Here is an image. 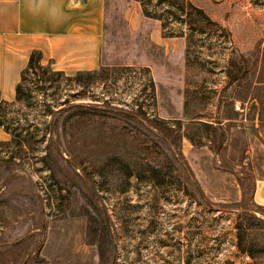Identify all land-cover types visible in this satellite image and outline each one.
<instances>
[{"label":"rangeland","instance_id":"obj_1","mask_svg":"<svg viewBox=\"0 0 264 264\" xmlns=\"http://www.w3.org/2000/svg\"><path fill=\"white\" fill-rule=\"evenodd\" d=\"M157 1L143 3L165 19L183 10L191 31L159 88L141 66L159 51L128 36L139 6L105 0L104 67L47 92L31 85L7 107L23 133L0 144V264H264V209L252 200L264 177V0L214 5L216 19L210 0ZM236 103L247 140L192 121L207 107L224 114L201 118L232 117Z\"/></svg>","mask_w":264,"mask_h":264},{"label":"crops","instance_id":"obj_2","mask_svg":"<svg viewBox=\"0 0 264 264\" xmlns=\"http://www.w3.org/2000/svg\"><path fill=\"white\" fill-rule=\"evenodd\" d=\"M130 1L139 8L138 12L135 9L136 19L133 16L129 19L130 16H127L129 40L134 46L136 43L141 46L144 42L145 49L149 45L159 51L160 58L145 56L147 60L141 65L151 71L159 88L161 76H171L172 69L176 68L172 57L179 55L183 58L185 42L191 31L175 22L169 24V27L176 24L173 28H163L161 20L147 17L143 13L140 2ZM185 2L200 8L197 0ZM233 2L235 1L210 0L213 10H208V17L220 18L214 12V5L223 7ZM108 19L105 0H0V100L15 103L16 87L21 82V74L27 68L31 54L36 51L42 54L41 65H50L53 71L62 72L68 78L99 71L104 67L105 26ZM142 22L153 26L141 27ZM206 90L208 94L213 93L217 87L207 83ZM235 111L231 109L232 117L216 120L208 117L223 115V108L207 107L197 113L200 118L192 121L223 127L228 136H231L228 132L235 128L243 130L247 140V113L238 115ZM202 115L208 117L201 118ZM10 140V134L0 127V142L8 143ZM227 142L228 139L223 146L226 147ZM186 148L196 156L193 143ZM251 152L246 151L245 155ZM252 200L256 206L264 209V177L255 175Z\"/></svg>","mask_w":264,"mask_h":264},{"label":"trees","instance_id":"obj_3","mask_svg":"<svg viewBox=\"0 0 264 264\" xmlns=\"http://www.w3.org/2000/svg\"><path fill=\"white\" fill-rule=\"evenodd\" d=\"M140 2L142 5V10L143 13L150 18L161 20L162 21V27L167 28L169 27L170 23H180L183 24L185 17L182 18L181 16H187L188 13H185L183 10L180 12H176L173 9H168V12L171 14L169 16H166L167 19H165L164 16H154V9L151 11L150 9L146 8V5H144L143 0H133ZM173 0H158L157 3L158 5H162L164 3H170L173 5ZM190 8H193V6L189 3H186ZM195 9V8H194ZM195 11L206 18L205 14L203 13L202 10L195 9ZM185 24V23H184ZM186 25V24H185ZM41 58L42 54L39 51L33 52L30 56L29 63L27 68L22 72L21 74V82L17 85L16 87V100L15 103H26L27 102V93H30L31 91V85H33L35 88H38L40 90H43L44 92H47V87L46 84H52V83H57L63 75L62 72L58 71H53L50 65L43 66L41 65ZM96 72L92 73H86V74H79L74 78H69L70 80L81 83L82 82V77L86 75L87 77H92L95 75ZM27 97V98H26ZM14 103V104H15ZM10 105V103L6 101L0 100V127L10 134L11 136V141L8 142V144L1 143L3 145H20V142H18L19 138L22 136L23 130L18 129L15 124L12 123L10 124L7 121V107ZM26 106V105H25ZM47 113L48 114H53V110L51 107H47ZM192 142V141H191Z\"/></svg>","mask_w":264,"mask_h":264},{"label":"built area","instance_id":"obj_4","mask_svg":"<svg viewBox=\"0 0 264 264\" xmlns=\"http://www.w3.org/2000/svg\"><path fill=\"white\" fill-rule=\"evenodd\" d=\"M234 108L236 111H239L241 113H246V109H242L238 103L234 105Z\"/></svg>","mask_w":264,"mask_h":264}]
</instances>
